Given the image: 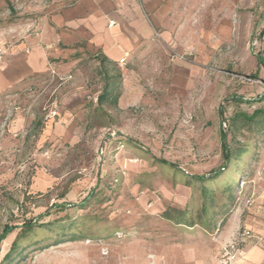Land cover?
I'll return each mask as SVG.
<instances>
[{
  "label": "rangeland",
  "instance_id": "1",
  "mask_svg": "<svg viewBox=\"0 0 264 264\" xmlns=\"http://www.w3.org/2000/svg\"><path fill=\"white\" fill-rule=\"evenodd\" d=\"M75 1L0 0V48L10 53L47 10ZM118 2L122 29L143 46L104 64L107 102H96L104 77L84 47L68 57L71 78L50 73L0 97V236L25 220L49 226L21 239L27 248L10 264H174L181 245L219 229L175 225L160 217L166 208L195 217L205 187L219 206L207 219L222 213L220 228L228 181L234 206L261 181L264 127L229 125L264 110V0H159L152 10L148 0ZM223 134L230 153H245L213 183L190 180L223 165ZM17 232L0 239V260Z\"/></svg>",
  "mask_w": 264,
  "mask_h": 264
},
{
  "label": "crops",
  "instance_id": "2",
  "mask_svg": "<svg viewBox=\"0 0 264 264\" xmlns=\"http://www.w3.org/2000/svg\"><path fill=\"white\" fill-rule=\"evenodd\" d=\"M157 1L148 0L151 10L159 5ZM117 5L118 0H76L47 10L37 21L40 26L36 33L27 35L10 53H5L0 66V97L8 98L28 89L37 80L49 77L51 71L55 76L71 78L65 73L76 62L68 57L77 47L99 53L108 63H117L124 54L131 56L143 46L142 40L132 27L124 32ZM255 175L261 181L254 189L251 205L235 206L215 234L199 233L189 245H181L174 264H218L219 250L238 231H250L253 239L243 246L234 264H264V171ZM185 201L181 203L183 207ZM260 237L262 242L255 244L254 239Z\"/></svg>",
  "mask_w": 264,
  "mask_h": 264
},
{
  "label": "trees",
  "instance_id": "3",
  "mask_svg": "<svg viewBox=\"0 0 264 264\" xmlns=\"http://www.w3.org/2000/svg\"><path fill=\"white\" fill-rule=\"evenodd\" d=\"M93 60H95L98 63V66L101 70L102 76L104 77L103 81V88L101 93L97 96L96 102L98 105L103 104L107 102L108 97H109V89H108V81L111 80V77H108V75L105 73L106 71L103 70L104 64L107 63V60L105 59L104 56L100 55L99 53H95L91 56ZM257 63L259 66H261L264 69V59L257 55L256 56ZM258 125L260 127H264V110H255L251 113V115L246 116L244 114H235L231 119H230V129L231 130H236L238 128L240 129H245L249 126L252 125ZM221 141H222V161L223 165L216 171H213L212 173L208 175H202V176H191L190 180L198 182L200 184H203L205 182H212L218 180L220 175L225 172L228 169V164L230 162V159L232 157L235 158V160H238V158L245 153V151L241 150H236L234 151V154L230 153L227 145H226V137L223 134L221 136ZM158 163L162 165H167L171 166L170 164L166 163L163 160H158ZM242 176L238 175L237 176V184L238 182H242ZM190 181H186V185H189ZM237 189V188H236ZM232 192V184L230 181H228L227 185L225 186L224 190L222 191V195L227 193V198L230 200V205L231 207L226 210V206L222 205L220 206V210H222L224 217H222L220 221V226H222L224 220L226 217L230 214V212L233 210L234 202L233 198L231 197ZM91 194L88 195L79 205H77L78 209H84L87 206V201L90 198ZM201 199H202V204L200 205L199 210L195 213V217H191L192 212L185 209V210H179V209H174L171 207L166 208L162 213H161V218L169 221L175 225H180V226H185L187 228H191L195 225H199L203 229L207 230H215L219 229L216 228V222L217 218L220 214L217 211L215 213L210 214L209 220L207 219V214L208 211L211 208H217L219 207L218 204L216 203V194L208 190L205 187H202L201 189ZM66 205H60L56 206L58 208H63ZM75 206V205H74ZM193 213V214H194ZM194 218V219H193ZM46 227L48 228V224L44 223H37L36 219L35 220H25L23 221L19 226H14V225H4L0 239L3 240L5 239L9 234H11L14 230L18 229V232L15 236L14 241L11 243L10 248L8 251L3 255L2 259L0 260V264H10L13 262L16 258H19L21 256V253L24 251V248L19 249V242L21 239H23L28 233L33 231L36 228H42ZM70 241L74 240L76 238L75 236L72 237ZM37 244V243H35ZM58 244H61V241H58L57 239L54 241V243L51 246H56ZM40 249H46V247H41Z\"/></svg>",
  "mask_w": 264,
  "mask_h": 264
},
{
  "label": "built area",
  "instance_id": "4",
  "mask_svg": "<svg viewBox=\"0 0 264 264\" xmlns=\"http://www.w3.org/2000/svg\"><path fill=\"white\" fill-rule=\"evenodd\" d=\"M5 56V50L0 48V66L3 63ZM128 58V54H124L122 58L119 60L121 64H124L126 59ZM52 76H54V72H50ZM55 113H51L48 115V118H53ZM47 119V118H46ZM252 198H249L245 202V206L248 207L251 205ZM253 239L250 231H238V233L232 238L231 241L226 243L219 250V258L218 264H234L241 257V250L245 244H247L248 240ZM263 238L254 239L255 244H260Z\"/></svg>",
  "mask_w": 264,
  "mask_h": 264
}]
</instances>
